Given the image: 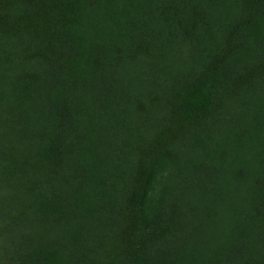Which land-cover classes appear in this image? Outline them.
Returning a JSON list of instances; mask_svg holds the SVG:
<instances>
[{"label":"trees","instance_id":"obj_1","mask_svg":"<svg viewBox=\"0 0 264 264\" xmlns=\"http://www.w3.org/2000/svg\"><path fill=\"white\" fill-rule=\"evenodd\" d=\"M0 264H264V0H0Z\"/></svg>","mask_w":264,"mask_h":264}]
</instances>
